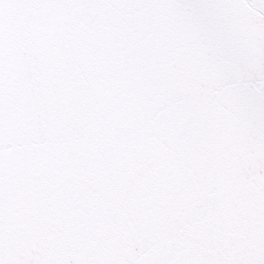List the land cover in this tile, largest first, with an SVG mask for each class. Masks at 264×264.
Returning <instances> with one entry per match:
<instances>
[{"label": "snow or ice", "instance_id": "1", "mask_svg": "<svg viewBox=\"0 0 264 264\" xmlns=\"http://www.w3.org/2000/svg\"><path fill=\"white\" fill-rule=\"evenodd\" d=\"M0 264H264V0H0Z\"/></svg>", "mask_w": 264, "mask_h": 264}]
</instances>
